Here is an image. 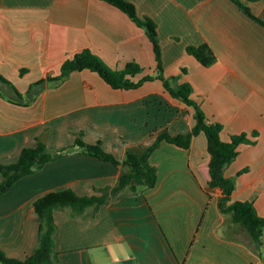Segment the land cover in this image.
Here are the masks:
<instances>
[{
    "label": "crops",
    "instance_id": "0c3cea01",
    "mask_svg": "<svg viewBox=\"0 0 264 264\" xmlns=\"http://www.w3.org/2000/svg\"><path fill=\"white\" fill-rule=\"evenodd\" d=\"M128 1L157 24L164 74L192 84L208 120L224 125L222 138L248 132L256 140L240 146L225 173L237 180L233 200L253 201L264 215V25L233 0ZM242 1L264 19V0ZM202 44L216 56L211 65L188 52ZM85 48L116 69L140 63L144 70L135 80L159 72L146 30L106 0H0V74L22 95ZM47 84L25 105L0 94V162H16L38 137L51 150L72 145L79 131L89 143L103 140L122 160L129 147L150 144L165 128L178 135L196 124L194 108L174 98L159 77L120 89L83 69ZM210 159L205 132L189 148L164 139L150 157L158 169L154 187L80 217L56 210L62 264H264V233L258 246L220 211L223 190L209 184ZM120 173L111 161L73 152L22 177L0 195V248L20 259L36 250L35 201L46 192L73 188L91 195L115 185Z\"/></svg>",
    "mask_w": 264,
    "mask_h": 264
},
{
    "label": "trees",
    "instance_id": "16d2710c",
    "mask_svg": "<svg viewBox=\"0 0 264 264\" xmlns=\"http://www.w3.org/2000/svg\"><path fill=\"white\" fill-rule=\"evenodd\" d=\"M124 10L141 27H143L153 43L156 54L158 74L146 75L139 80L135 76L144 68L138 62H130L125 68L116 69L111 67L100 55L90 48L77 52L73 57L66 59L61 72L56 76H47L41 81L47 80L50 84H58L70 76L71 73L83 69H91L99 72L104 79L114 88L131 89L141 86L145 81L159 77L163 80L167 91L177 99H180L195 110L196 124L191 131L172 135L168 128L157 133V138L150 144H141L129 147L125 159H119L104 147L103 140L89 143L84 139V132H77L76 142L57 150H51L47 143L38 137L35 146L26 147L22 150L19 159L13 163L0 162V173L3 179L0 181V195L8 192L14 184L27 175L41 169L46 163L56 158L73 152H80L96 156L105 161H111L121 168V173L115 185L96 188L91 195H81L73 188L52 190L46 192L35 201V208L41 217L39 242L36 250L25 259L8 255L0 248V260L4 264H62L59 252L56 249V238L58 225L55 219V211L58 209H69L70 215L80 217L90 210L95 213L99 208L110 201L127 194H137L146 187H154L158 181V169L150 157L153 151L161 144L162 140L175 143L184 148H189L192 139L200 132H205L208 137V146L211 154L209 162V184L211 187H220L223 194L219 199L220 211L228 218V222L241 225L245 228L252 240L260 246L264 233V215H261L253 201L233 200V194L237 186L234 176H227L226 168L236 159L242 144H254L256 140L249 136L248 132L232 134L231 139L226 141L222 138L224 125L220 122H210L206 112L192 94L194 88L189 82H180L179 76L167 77L164 74L162 45L156 22L149 16H140L133 2L128 0H106ZM241 9L256 21L264 25V19L258 17L250 6L242 0H233ZM188 52L196 56L204 65L208 66L216 61V56L208 44L200 46H188ZM0 78L10 80L0 74ZM14 85V84H13ZM15 86V85H14ZM0 94L8 100L22 104L6 96L1 90ZM253 137L259 135L257 130L253 131ZM249 245V244H248Z\"/></svg>",
    "mask_w": 264,
    "mask_h": 264
},
{
    "label": "water",
    "instance_id": "95a60500",
    "mask_svg": "<svg viewBox=\"0 0 264 264\" xmlns=\"http://www.w3.org/2000/svg\"><path fill=\"white\" fill-rule=\"evenodd\" d=\"M48 86L47 81H41L33 84L26 95H22L18 89L9 81L0 78V90L9 98L23 104L31 103L35 96L41 93Z\"/></svg>",
    "mask_w": 264,
    "mask_h": 264
}]
</instances>
